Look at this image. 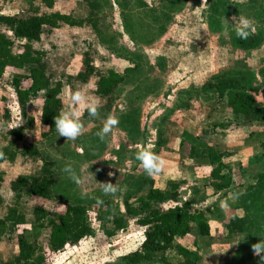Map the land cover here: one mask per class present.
<instances>
[{
	"label": "rangeland",
	"instance_id": "rangeland-1",
	"mask_svg": "<svg viewBox=\"0 0 264 264\" xmlns=\"http://www.w3.org/2000/svg\"><path fill=\"white\" fill-rule=\"evenodd\" d=\"M91 7L97 28L46 27L33 43L45 52L50 80L63 85L64 108L69 93L85 85L99 101L96 117L83 113L84 132L78 139L67 141L58 132L43 135V97L28 104L25 116L12 85L13 72L8 70L0 80V149L15 152L13 160H0V218L15 208L24 221L0 237V264L18 254L20 233L37 254L45 255V264H128L124 257L141 246L145 227L126 215V204L146 196L152 184L172 195L162 208L189 202L206 211L210 233L201 235L193 227L177 240L198 255L192 257L196 264H262L264 253L256 255L252 245L264 240V120L234 113L228 96L221 99L212 85L236 81L264 106V0H55L52 8L43 0H0L3 13L20 16L38 10L85 17ZM239 16L254 23L251 46L237 40L229 23ZM20 45L17 41L14 50ZM87 56L98 73L112 68L124 76L111 108L109 98L96 92L98 75L86 80L79 76L86 71ZM110 115L118 124L102 141L96 133ZM15 128L24 129L21 139L13 134ZM208 145L223 153L225 171L233 179L230 189L214 191ZM27 146L37 148L39 155L22 154ZM145 148L167 160L163 173H145L135 159ZM48 164L54 175L48 198L13 190L18 176L41 175ZM67 165L82 183L64 171ZM107 182L117 183L114 195L103 193L100 183ZM70 204L88 207L93 233L53 252L51 226L37 218L35 209L41 206L57 219ZM236 215L247 219L246 231L231 234L226 225ZM184 261L176 251L166 250L139 264Z\"/></svg>",
	"mask_w": 264,
	"mask_h": 264
},
{
	"label": "trees",
	"instance_id": "trees-1",
	"mask_svg": "<svg viewBox=\"0 0 264 264\" xmlns=\"http://www.w3.org/2000/svg\"><path fill=\"white\" fill-rule=\"evenodd\" d=\"M48 8H52L55 0H43ZM224 4V3H222ZM62 25L82 27L91 25L98 27L95 9L91 7L88 16L77 17L71 13L51 11L41 13L38 10L27 15L5 14L0 9V80L4 74L13 72L12 85L15 89L17 101L27 115L28 104L43 97L42 124L47 127L43 135L46 137L56 133L55 117L64 109L61 97L62 83L50 80L44 67L45 52L36 50L33 43L40 41L46 27L58 28ZM3 27L6 29L4 30ZM237 40L243 46H251L255 42V36L251 34L247 39ZM17 41L21 42L20 48L14 50ZM86 71L79 74L85 80L93 75H98L96 92L109 98V108L112 105V95L124 81V76L116 69H108L105 73H98L90 57L87 56ZM28 69V73H18ZM221 99L228 96V107L236 114L252 120H264V106H260L255 94L239 88V83L233 80L221 81L215 85ZM230 89H236L229 93ZM229 93V95H228ZM33 116H31V121ZM23 128H15L13 134L16 139L23 136ZM264 152V142L262 143ZM205 152L212 166L211 185L215 192L230 189L233 179L230 172L225 171L224 155L215 146L208 145ZM22 154L38 156L39 150L35 147H25ZM15 152L8 149H0V160L7 158L13 160ZM49 169L41 175H21L12 182V188L16 192L26 190L30 195L48 198L54 184V175ZM172 195L152 184L148 194L138 198L135 202L126 204V215L136 218L138 225L145 227L144 240L141 246L127 254L124 259L128 264H139L147 260H154L155 255L166 250H174L184 257V264H196L192 257L198 255L177 242L178 238L188 235L193 227L199 234L210 233V223L206 211L191 206L186 202L162 208V204L170 201ZM17 210L11 209L7 218H0V237L12 228V224H22L24 221L17 216ZM35 213L39 220L51 226L49 236V249L53 252L64 250L68 245H76L84 238L92 235L93 226L86 205H67L65 211L56 219L51 217L49 211L41 206L36 207ZM15 225V226H16ZM231 234L246 231L247 219L243 216H234L226 225ZM19 251L12 262L6 264H45V255L37 254L36 248L28 237L20 233L17 236ZM171 264V263H167Z\"/></svg>",
	"mask_w": 264,
	"mask_h": 264
},
{
	"label": "clouds",
	"instance_id": "clouds-1",
	"mask_svg": "<svg viewBox=\"0 0 264 264\" xmlns=\"http://www.w3.org/2000/svg\"><path fill=\"white\" fill-rule=\"evenodd\" d=\"M229 23L233 25L235 35L242 40L247 39L256 30L253 21L247 17H233L232 22ZM99 107V101L93 98L87 85L70 92L68 95L67 107L62 109L59 115L55 117V129L59 136L66 137L67 141H75L78 139L84 132V124L81 119L83 113L87 112L89 116L96 117L98 115ZM117 124V118L111 115L108 116L96 135L102 141L105 140ZM135 159L139 162L149 177L163 173L168 163L161 154L154 153L147 148L138 150L135 153ZM64 171L69 173L70 178L77 184L82 183L71 165H67L64 168ZM100 184L105 195H114L117 191V183L112 184L107 182ZM229 195L231 196L232 194L230 193ZM221 207H227L225 201L221 202ZM252 247L256 255L264 253V240L261 239L258 243L253 244ZM261 261L262 264H264V257H261Z\"/></svg>",
	"mask_w": 264,
	"mask_h": 264
}]
</instances>
